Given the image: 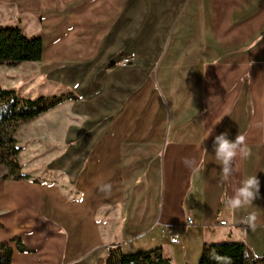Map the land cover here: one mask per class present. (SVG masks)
I'll use <instances>...</instances> for the list:
<instances>
[{"label": "crops", "instance_id": "0c3cea01", "mask_svg": "<svg viewBox=\"0 0 264 264\" xmlns=\"http://www.w3.org/2000/svg\"><path fill=\"white\" fill-rule=\"evenodd\" d=\"M25 1L0 0V10L32 18L19 10ZM69 1L70 14L97 20L89 33L76 34L81 45L96 39L98 60L74 61L83 73L70 68L76 82L69 94L77 100L69 102L92 109L71 106L66 113L80 121L67 132L69 156H76L66 174L75 183L0 178V243L19 237L31 250L19 253L10 243L13 264H106L109 247L126 254L124 243L174 235L187 218L198 221L200 255L205 243L243 242L264 257V0H189L165 46V33L164 41H145L142 29L126 23L136 4L112 0L117 14L111 21V0ZM78 2L87 3L79 13ZM86 34L90 38L81 39ZM117 55L123 57L118 66L112 62ZM125 58L134 62L125 66ZM109 60L98 104L89 100L93 90L79 86ZM225 132L233 140L244 135L250 149L247 158H236L239 170L227 181L214 151L215 136ZM81 141L87 148L75 152ZM253 175L259 198L229 210L225 193L231 196ZM106 185L110 189L102 190ZM250 213L258 218L255 229L244 223ZM91 255L97 260H87Z\"/></svg>", "mask_w": 264, "mask_h": 264}, {"label": "rangeland", "instance_id": "374dc122", "mask_svg": "<svg viewBox=\"0 0 264 264\" xmlns=\"http://www.w3.org/2000/svg\"><path fill=\"white\" fill-rule=\"evenodd\" d=\"M188 1L189 0H126L127 6H134L136 4L138 7L137 9L132 7L129 10L132 18L127 14L126 23L137 26L140 30L142 29V32L148 36H146L147 39L145 38V41L149 40L150 36H152L153 42H160L166 39L163 43V46H165L168 39H170L171 31L176 21L181 16ZM69 4V0L25 1L24 7L19 10L22 14H32L34 16L32 18H28L29 15L21 16L13 12L12 14H8L0 10V28L17 27L29 38L39 36L43 39L45 47L44 58L39 62L23 63L14 68L0 65V86L2 88L13 90L20 97L28 99H36L41 96L61 97L73 93L71 89H74L76 80L74 81L72 77L75 75L74 70L71 71L70 68H75L80 73H83L85 67L76 66L75 64L72 65V63L80 60H88V62L98 60V47L94 46L96 44V39L94 38L93 40L92 38L91 40H87L89 41L87 45H84L86 40H82L81 45L80 36L78 37L76 33H89L90 28H92L91 24L97 20L91 15L82 14L77 17L75 14H70L69 11H67L70 7ZM116 4L117 2L114 3L111 0V21L117 14ZM86 6V2H78L75 6V11L79 13L84 10ZM56 12L62 15L55 17L54 15ZM121 24L123 29V21ZM130 27L127 25V29ZM153 27L155 30L159 27L156 33L152 31ZM70 30H72V32H70ZM163 33L166 35L165 39ZM112 34L113 32L111 31V35ZM138 34L139 32L137 31L136 35ZM86 35L87 36L82 35L83 37L81 39L90 38L88 37L90 36L89 34ZM120 35H122L121 32ZM54 43L57 44L54 46ZM122 58L123 57L120 55H117L112 62H115L118 66ZM110 64L111 62L109 60L105 64L106 69H95L92 72L93 77L85 79V81H82L83 84L79 86V88L83 87L90 88V91L93 90L92 97L89 98L88 95L90 101L97 100L96 103L98 104L102 102V96L98 95L97 91L100 89V82L103 84V80L100 78L107 77L106 71L108 70V66L110 67ZM117 69L119 68H116V71ZM71 106L74 111L75 109H80L83 113H86L87 109H92L91 104H80L77 107L76 105L74 106L73 102H66L34 121L21 124L17 127L15 138L17 145L21 148L19 162L22 168L21 172L28 176L26 180L34 183H38L42 180L41 182L47 184H59L62 186H64L65 182L75 183V178L66 174L70 169L73 170L76 156V154L72 155V159L69 156V154H73V151L69 147L70 137L67 132L70 128L74 129V126L80 122L75 119L69 121L66 117V113L70 112ZM59 118L62 120L59 121ZM84 130L86 129H81L82 133ZM82 133L79 132V136H81ZM84 137H86V131ZM81 143L79 142L77 145L81 149L78 148L75 152H79V150L83 152L87 148V145L84 144L85 142ZM77 154L79 157L82 153ZM32 172L37 173L34 175L30 174ZM3 176H6V179L13 180L10 171L0 167V178ZM197 222L198 221H195L192 226L174 228L172 233L179 237L178 244H171V235L165 231L151 242L147 241L149 237L147 236L142 240L124 243V245H122V250L124 253L130 254L140 252V250H154L157 246L162 249L163 254L171 260L172 264H198L200 248L197 245L196 238L200 234L196 232L198 228ZM119 238L120 235H117L116 240H119ZM145 239L146 242H141ZM97 257V255H91L87 257V260L93 258L97 260Z\"/></svg>", "mask_w": 264, "mask_h": 264}, {"label": "trees", "instance_id": "16d2710c", "mask_svg": "<svg viewBox=\"0 0 264 264\" xmlns=\"http://www.w3.org/2000/svg\"><path fill=\"white\" fill-rule=\"evenodd\" d=\"M43 54V43L39 36L27 37L17 27L0 28V65L10 68L23 63L39 62ZM77 98L71 94L61 97L28 99L15 91L0 86V167L10 171L14 181L28 179L21 172L15 132L19 125L31 122L40 116ZM7 177H1L5 180ZM19 253H30L19 237L12 238ZM8 242L0 243V264H13V249ZM106 264H172L161 248L147 252L123 254L118 247L108 248ZM198 264H264V257L255 256L243 242L203 244Z\"/></svg>", "mask_w": 264, "mask_h": 264}, {"label": "clouds", "instance_id": "9594fccd", "mask_svg": "<svg viewBox=\"0 0 264 264\" xmlns=\"http://www.w3.org/2000/svg\"><path fill=\"white\" fill-rule=\"evenodd\" d=\"M213 129L210 130L209 136ZM208 136V137H209ZM215 157L220 161L222 168V179L227 181L239 169L234 165V161L239 156L240 158H247L250 155V149L246 144V137L237 134L235 139H229L228 133H222L215 136L214 139ZM110 189V185H106L104 189ZM260 180L257 175L247 177L242 180L240 186L234 191L231 196H226V203L229 210L239 209L244 206H250L259 198ZM257 215L250 213L244 220V223L252 229H255L257 224Z\"/></svg>", "mask_w": 264, "mask_h": 264}, {"label": "built area", "instance_id": "2783aa9c", "mask_svg": "<svg viewBox=\"0 0 264 264\" xmlns=\"http://www.w3.org/2000/svg\"><path fill=\"white\" fill-rule=\"evenodd\" d=\"M133 62H134V59L133 58H125L123 60V63H124L125 66L130 65ZM186 225L187 226H192L193 225V221H192L191 218H187L186 219ZM220 225H225V222L224 221H221L220 222ZM178 241H179V237L177 235H171L170 236V242H171V244H177Z\"/></svg>", "mask_w": 264, "mask_h": 264}]
</instances>
